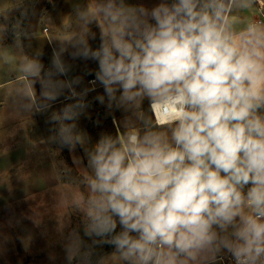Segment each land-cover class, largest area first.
Listing matches in <instances>:
<instances>
[{
    "label": "clouds",
    "instance_id": "1",
    "mask_svg": "<svg viewBox=\"0 0 264 264\" xmlns=\"http://www.w3.org/2000/svg\"><path fill=\"white\" fill-rule=\"evenodd\" d=\"M234 4L93 10L108 31L85 55L130 115L86 150L77 203L128 264H264V25L234 32Z\"/></svg>",
    "mask_w": 264,
    "mask_h": 264
},
{
    "label": "rangeland",
    "instance_id": "2",
    "mask_svg": "<svg viewBox=\"0 0 264 264\" xmlns=\"http://www.w3.org/2000/svg\"><path fill=\"white\" fill-rule=\"evenodd\" d=\"M10 1L17 0H0V6ZM63 1L53 0L54 14L65 9ZM107 2L71 0L72 21L90 14L79 34L85 38L68 54L72 59L88 47L91 51L100 48L108 21L103 14L93 15V10ZM115 2L119 5L121 0ZM159 2L123 0L125 6L148 9ZM242 2L235 0L231 19ZM98 72L99 61L90 55L67 67L77 94L51 106L41 118L13 121L7 114L3 116L0 105V264H128L116 246L107 242L109 235L86 234V207L77 203L81 194L85 199L89 194L86 176L91 175V169L86 150H91L102 134L114 136V121L122 126L126 117L118 115L125 111L123 106L117 107L120 92L117 100H110L97 79ZM93 73L96 82L90 83ZM6 87L1 86L0 93ZM243 211L250 213L251 209ZM93 254L97 255L95 262Z\"/></svg>",
    "mask_w": 264,
    "mask_h": 264
},
{
    "label": "crops",
    "instance_id": "3",
    "mask_svg": "<svg viewBox=\"0 0 264 264\" xmlns=\"http://www.w3.org/2000/svg\"><path fill=\"white\" fill-rule=\"evenodd\" d=\"M63 3L65 9L56 11L59 14L53 13V0H17L0 6V87L7 86L0 93V105L8 119L41 118L48 108L77 94L72 90L66 68L91 51L88 47L78 56L75 53L73 59L69 56L73 47L85 38V34L81 38L79 34L90 14L79 15L78 20L72 21L71 0ZM261 5L263 9L256 0H243L231 19L232 30L238 33L255 23L264 12V0ZM48 71L51 73L47 74ZM93 76L89 82L91 79L96 82L94 73ZM147 105L145 100V109ZM260 114L264 115V109ZM217 263L221 264L219 260Z\"/></svg>",
    "mask_w": 264,
    "mask_h": 264
},
{
    "label": "built area",
    "instance_id": "4",
    "mask_svg": "<svg viewBox=\"0 0 264 264\" xmlns=\"http://www.w3.org/2000/svg\"><path fill=\"white\" fill-rule=\"evenodd\" d=\"M256 1L259 4L260 9H263V6L261 5V0H256ZM225 2H227V0H225ZM255 23H259V24L264 23V12L261 13V16L255 20ZM44 31H46V29H44ZM94 82L95 79L90 80V83H94ZM220 256L222 257V259H218V260L221 262V264H234V261L229 253L225 252L223 254H220Z\"/></svg>",
    "mask_w": 264,
    "mask_h": 264
},
{
    "label": "trees",
    "instance_id": "5",
    "mask_svg": "<svg viewBox=\"0 0 264 264\" xmlns=\"http://www.w3.org/2000/svg\"><path fill=\"white\" fill-rule=\"evenodd\" d=\"M245 189H246V188H245ZM92 259H93V261L95 262L96 259H97V255H96V254H93V255H92Z\"/></svg>",
    "mask_w": 264,
    "mask_h": 264
}]
</instances>
